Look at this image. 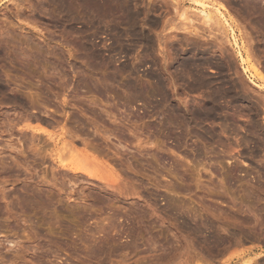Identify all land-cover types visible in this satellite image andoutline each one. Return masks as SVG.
I'll list each match as a JSON object with an SVG mask.
<instances>
[{
  "label": "rangeland",
  "instance_id": "rangeland-1",
  "mask_svg": "<svg viewBox=\"0 0 264 264\" xmlns=\"http://www.w3.org/2000/svg\"><path fill=\"white\" fill-rule=\"evenodd\" d=\"M199 1L202 4L193 0H0V37L10 34L12 39L11 47L0 40V49L5 50L0 53V264H243L247 259L264 264L263 110L238 112L234 98L223 96L219 105L229 110L219 108L214 119L197 120L188 129L176 120L167 122L173 108L181 112L186 107L203 108L209 91L224 76L231 88L247 83L252 100L261 96L264 89L250 84L243 71L233 35L219 45L222 38L218 37L229 30L219 36L221 24L214 22L215 29L202 22L201 9L203 3L208 5L215 20L220 16L218 7L228 18L232 16L235 36L249 51L244 54L255 65L254 58L261 56L264 65V28L255 23L259 17L264 20V0L257 8L246 7L242 0H234L238 2L233 7L224 0ZM190 18L194 19L191 29ZM194 27L200 28L198 36L186 31ZM66 39L72 43L91 39L86 59L77 42L80 50L68 53ZM194 42L205 43L206 53H188L198 51ZM200 55L209 59L203 68L209 83L195 91L191 86L200 81L182 75V61ZM218 63L226 73H221ZM121 66L130 71L119 72ZM114 71L123 79H103L104 73ZM157 76L163 79L167 95L163 101L161 95L151 96ZM130 80L148 90L138 97L130 94L125 88ZM13 95L22 96L19 104L7 101ZM227 113L231 126L223 132L221 122ZM70 118L84 122L78 123L84 129L75 136L71 135L77 123L73 128ZM208 129L214 138L205 133ZM105 130L118 135L114 132L107 138ZM119 138L128 139L120 144ZM68 149L79 152L77 160L87 156L94 169L113 173L115 182L62 165L58 158L62 153L65 163L73 158ZM204 219L229 231L226 240L209 243L206 235L212 229L197 234L190 228L186 231L188 223L194 226Z\"/></svg>",
  "mask_w": 264,
  "mask_h": 264
},
{
  "label": "bare ground",
  "instance_id": "bare-ground-1",
  "mask_svg": "<svg viewBox=\"0 0 264 264\" xmlns=\"http://www.w3.org/2000/svg\"><path fill=\"white\" fill-rule=\"evenodd\" d=\"M15 1V0H14ZM21 1V0H20ZM42 1V0H41ZM50 2H53V0H49ZM90 2H91V0H89ZM110 1V0H109ZM194 2H199V3H201L199 0H193ZM224 1H226L230 6H235V5H237L236 3L238 2H234V0H224ZM242 1H244V3H246V7H247V5H248V7H250V6H252V7H259V0H242ZM23 2V1H22ZM28 2V1H27ZM36 2V1H35ZM94 2V1H93ZM123 2V1H122ZM164 2V1H163ZM170 2V1H169ZM225 2V4H227ZM33 3V2H32ZM43 3V2H42ZM47 3V2H46ZM67 3V2H66ZM116 3V2H115ZM168 3V2H167ZM171 3V2H170ZM241 2H239V4H240ZM165 4V3H164ZM202 4V3H201ZM16 5H19V4H16ZM34 5V4H33ZM40 5H41V2H40ZM48 5V4H47ZM71 5V3L70 4H68V6H70ZM90 5H91V3H90ZM118 5V4H117ZM116 5V6H117ZM124 5V4H123ZM8 6V5H7ZM20 6V5H19ZM31 6H32V4H31ZM39 6V5H38ZM115 6V5H114ZM118 6H120V5H118ZM169 6V5H168ZM177 6V5H176ZM202 6V5H201ZM37 7V6H36ZM46 7V6H45ZM94 7V6H93ZM121 7V6H120ZM130 7V6H129ZM172 7V6H171ZM229 7V6H228ZM237 7V6H236ZM23 8V7H22ZM28 8V7H27ZM50 8V7H49ZM124 8V7H123ZM126 8V7H125ZM44 9V8H43ZM95 9H97V8H95ZM115 9V8H114ZM119 9V8H118ZM127 9V8H126ZM173 9V8H172ZM218 10H219V12H220V16H218V17H216V20H215V14L213 15V12L208 8V5H206L205 3H203V8L201 9V12H202V15H203V21L202 22H204L205 24H207V25H209V27H210V25H215L214 24V22L216 23V25L217 24H221V25H219V28H220V35L216 32V34H218L219 36H222L221 35V33L222 32H225V31H227V30H229V32H228V35H223L222 37H218V38H222V39H220L221 41H219L218 40V42H221V43H219V45L220 44H222L223 46H224V44L222 43V42H229V41H231L232 40V38H230L229 39V36H232L233 35V37H234V41L232 40V44L233 45H235V46H237V53H239V56H240V60H241V62H242V65H243V71L246 73V74H248V79L250 80V84H254V85H256V86H258V87H260V88H262V89H264V83L262 82V83H260L259 82V79H264V65L262 64V65H260L261 64V61H259L260 59H262L261 58V56H260V58H259V60L258 59H256V58H254L257 62L256 63H258V65H255V64H252L251 63V59H250V57L249 56H246L245 54H244V52H246V53H249V51L247 52V50H248V48H247V50H245V45L243 44V42H239V40L236 38V36H235V31H236V29L237 28H235V26H234V23H233V21L232 22H230V20H232V16L230 17V18H228L227 17V12L225 13L224 11H222L223 9L221 8V7H218L217 8ZM248 9H250V8H248ZM253 9V8H252ZM252 9L250 10V12L252 11ZM69 10H71L70 9V7H69ZM94 10V9H93ZM99 10V9H98ZM130 10V9H129ZM225 10V9H224ZM52 11V10H51ZM72 11V10H71ZM70 11V12H71ZM95 11V10H94ZM67 12H69V11H67ZM74 12V11H73ZM100 12V11H99ZM105 12V11H104ZM248 12V11H247ZM111 13V12H110ZM125 13V12H124ZM185 13V12H184ZM191 13V12H190ZM237 13V12H236ZM253 13V12H252ZM95 14V13H94ZM99 14V13H98ZM98 14H97V16H98ZM103 14V13H102ZM127 14V13H126ZM194 14H196V13H194ZM70 15H71V13H70ZM73 15V14H72ZM219 15V14H218ZM248 15V14H247ZM50 16V15H49ZM51 16H54V15H51ZM102 16V15H101ZM100 16V14H99V17H101ZM128 16V15H127ZM130 16V15H129ZM136 16V15H135ZM200 16V15H199ZM241 17V16H240ZM248 17V16H247ZM259 17V16H258ZM52 18V17H51ZM103 18H105V17H103ZM261 17H259V19H255V23H257V24H259L260 25V27H262V29L264 28V20L263 19H260ZM54 19V18H53ZM76 19V18H75ZM74 19V20H75ZM191 19V18H190ZM189 19V23H190V25L188 24L187 25V27L188 28H190L191 29V27L192 26H194V24H192V22L194 23V19L192 20H190ZM196 19V18H195ZM199 19V18H198ZM63 20V19H62ZM125 20H127V19H125ZM200 20V19H199ZM66 21V20H65ZM238 21H239V19H238ZM241 23V22H240ZM93 24V23H92ZM104 24V23H103ZM132 24V23H131ZM197 24V23H196ZM204 24V25H205ZM256 24V25H257ZM100 25V24H99ZM112 25V24H111ZM134 25V24H133ZM203 25V24H202ZM201 25V26H202ZM206 25V26H207ZM214 26L215 27V29L218 27V26ZM223 25H224V27H223ZM245 25V24H244ZM248 25V24H247ZM221 26V27H220ZM139 27V26H138ZM212 27V26H211ZM213 27V28H214ZM259 27V26H258ZM176 28H177V26H176ZM206 28V27H205ZM204 28V29H205ZM221 28H224L223 30H221ZM241 28H243V27H241ZM244 28H245V26H244ZM87 29V28H86ZM86 29H84V30H86ZM93 29V28H92ZM112 29H114V28H112ZM180 29V28H179ZM187 29V28H186ZM192 29H194L193 31H194V34H193V31H188V30H186L187 32H190L191 34H192V36L194 35V36H198L200 33V28H198V29H196L195 27L194 28H192ZM203 29V28H202ZM209 29V28H208ZM247 29V28H246ZM10 30V29H9ZM83 30V31H84ZM115 30V29H114ZM173 30V29H172ZM183 30H185V29H183ZM199 30V31H198ZM214 30V29H213ZM217 30H219V29H217ZM225 30V31H224ZM245 30V29H244ZM248 30H249V28H248ZM181 31V30H180ZM211 31H212V29H211ZM222 31V32H221ZM254 31V30H253ZM262 31V30H261ZM73 32V31H72ZM80 32V31H79ZM133 32V31H132ZM140 32V31H139ZM145 32V31H144ZM175 32H176V30H175ZM174 32V33H175ZM185 32V31H184ZM244 32V31H243ZM250 32V31H249ZM7 33V32H6ZM89 33V32H88ZM91 33H92V31H91ZM111 33V32H110ZM209 33V32H208ZM212 33V32H211ZM211 33H209L210 35H211ZM214 33V32H213ZM17 34V33H16ZM136 34V33H135ZM134 34V35H135ZM177 34V33H176ZM224 34V33H223ZM226 34V33H225ZM244 34V33H243ZM263 34V33H262ZM1 35H3V34H1ZM7 35V34H6ZM1 36L0 38V40L1 41H3V43L5 44V46L6 47H11V36H10V34H8L7 36ZM72 35V34H71ZM74 35V34H73ZM72 35V36H73ZM91 35V34H90ZM133 35V34H132ZM141 35V34H140ZM171 35V34H170ZM207 35V34H206ZM206 35L205 36H203L204 38L206 37ZM253 35V34H252ZM76 36V35H75ZM96 36V35H95ZM126 36V35H125ZM137 36V35H136ZM169 36V35H168ZM172 36V35H171ZM175 36H177V35H175ZM217 36V35H216ZM215 36V37H216ZM249 36H250V34H249ZM74 37V36H73ZM78 37V36H77ZM150 37V36H149ZM174 37V36H173ZM202 37V38H203ZM13 38V37H12ZM67 38V37H66ZM71 38V37H70ZM166 38V37H165ZM190 38V37H189ZM207 38V37H206ZM210 38V37H209ZM248 38V37H247ZM65 39V38H64ZM76 39V38H75ZM75 39H73V40H75ZM88 39V38H87ZM80 40V39H78V40H75V41H73V43H72V41H70L69 42V40H71V39H69V40H67L66 39V41L65 40H63V41H65V42H67L68 44H69V46H70V48L68 49V53H73L74 54V52H75V50L77 51V50H80V49H77V46L79 45L80 46V48H81V46L83 47L82 48V50L84 49L85 50V53H83V55L81 56L83 59H86V57H87V55H88V53H87V47H88V45L91 43H89V41L91 40ZM213 39V38H212ZM245 39H246V37H245ZM251 40H252V38H250ZM250 39H249V41H250ZM258 39V38H257ZM18 40V39H17ZM62 40V39H61ZM117 40V39H116ZM119 40V39H118ZM190 40V39H189ZM209 40V39H208ZM196 41V40H195ZM200 41H201V39H200ZM210 41V40H209ZM212 41V40H211ZM214 41V40H213ZM17 42V41H16ZM28 42H30V41H28ZM76 42H77V44H76ZM79 42V43H78ZM130 42V41H129ZM167 42V41H166ZM18 43V42H17ZM22 43V42H21ZM115 43V42H114ZM188 43V42H187ZM201 43V44H200ZM256 43V42H255ZM13 44V43H12ZM25 44V43H24ZM29 44H31V43H29ZM28 44V45H29ZM204 44L205 43H203V42H199V43H193V49L194 50H198V51H193V52H188V53H206V48H204ZM211 44V43H210ZM216 44V43H215ZM252 44H253V42H252ZM27 45V46H28ZM35 45V44H34ZM34 45L33 46H31V47H34ZM42 45V44H41ZM93 45V42L91 43V46ZM132 45V44H131ZM250 45V44H249ZM248 45V46H249ZM256 45V44H255ZM13 46H15V45H13ZM18 46V44L16 45V47ZM24 46V45H23ZM39 46V47H38ZM45 46V45H44ZM43 46V47H44ZM91 46L89 47L90 49H91ZM118 46H121V43H120V45H118ZM125 46H127V45H125ZM205 46H208V42H207V44L205 45ZM226 46H227V44H226ZM252 46V45H251ZM250 46V47H251ZM5 47V48H6ZM29 47V46H28ZM38 47V50L40 51V45H37L36 46V48ZM42 47V46H41ZM93 47H95V46H93ZM179 47V46H178ZM187 47V46H186ZM219 47V46H218ZM252 47H254V46H252ZM251 47V48H252ZM20 48V47H19ZM35 48V47H34ZM111 48V47H110ZM109 48V49H110ZM114 48H116L115 46L113 47V49ZM122 48H123V46H122ZM220 48H222V46L220 47ZM231 48V47H230ZM258 48V47H257ZM13 49H14V47H13ZM16 49V48H15ZM127 49V48H126ZM132 49V48H131ZM181 49V48H180ZM188 49V48H187ZM191 49V48H190ZM252 49H254V48H252ZM259 49H260V47H259ZM259 49H258V51H259ZM263 49H264V46H263ZM19 50H21V48L19 49ZM24 50H26V48L24 49ZM32 50L33 49H31V48H29L28 49V51L30 52V54H32L33 52H32ZM36 50V49H35ZM37 50V52H39ZM43 49H41V51H42ZM45 50V49H44ZM52 50V49H51ZM112 50V49H111ZM128 50V49H127ZM170 50H172V49H170ZM169 50V51H170ZM250 50V53H252L255 57H257L256 56V52H255V49H254V51L253 50H251V49H249ZM5 50L4 49H0V53L1 52H4ZM12 51V50H11ZM22 51V50H21ZM27 51V52H28ZM48 51V50H47ZM50 51V50H49ZM92 51V50H91ZM93 51H95V49L93 50ZM225 51V50H224ZM252 51V52H251ZM263 51V50H262ZM26 52V53H27ZM28 52V53H29ZM32 52V53H31ZM54 52V51H53ZM82 52V51H81ZM88 52H90V51H88ZM121 52V51H120ZM171 52V51H170ZM174 52V51H173ZM24 53V52H23ZM27 53V54H28ZM40 53V52H39ZM42 53V52H41ZM45 53V52H44ZM56 53H57V51H56ZM95 53V52H94ZM96 53H101L100 51H96ZM105 53H107V52H105ZM119 53V52H118ZM178 53V52H177ZM223 53V52H222ZM259 53V52H258ZM258 53H257V55H258ZM25 54V53H24ZM29 54V55H30ZM38 54V53H37ZM91 54V53H90ZM169 54V53H168ZM168 54H166V55H168ZM173 54V53H172ZM252 54H251V56H252ZM20 55V54H19ZM28 55V56H29ZM34 55V54H33ZM75 55V54H74ZM80 55V54H79ZM78 55V56H79ZM260 55V54H259ZM262 56H263V53L261 54ZM7 56V55H6ZM32 56V55H31ZM39 57H40V55H38ZM42 56V55H41ZM77 56V57H78ZM191 56H192V54H191ZM205 56V55H204ZM204 56H201L200 55V57H186L187 59L185 60V61H182V70H183V74L182 75H185V76H192V77H195V78H198V84H194V85H192L191 86V88L192 89H195V91L198 89H200L201 90V88H203L204 89V87H207V85H208V83H209V81H208V79L203 75L204 74V72H203V68H204V65H206L207 63H209V59L207 58V57H204ZM253 56V57H254ZM11 57V56H10ZM80 57V58H81ZM92 57H94V56H92ZM91 58V57H90ZM168 58V57H167ZM36 59H37V57H36ZM89 59V58H88ZM113 59V58H112ZM253 59V58H252ZM3 60V59H2ZM170 60H171V58H170ZM264 60V59H263ZM40 61H41V59H40ZM65 61V60H64ZM83 61H85V60H83ZM90 61V60H89ZM98 61V60H97ZM96 61V62H97ZM104 61V60H103ZM110 61H111V59H110ZM113 61V60H112ZM254 61V60H253ZM57 62V61H56ZM77 62V61H76ZM88 62V61H87ZM93 62H95V61H93ZM95 62V63H96ZM181 62V61H180ZM212 62V61H211ZM255 62V61H254ZM262 62H264V61H262ZM81 63V62H80ZM85 63V62H84ZM94 63V64H95ZM103 63V62H102ZM111 63V62H110ZM67 64V63H66ZM88 64V63H87ZM94 64H92L93 65V68H95V70L93 71V72H95L96 71V69H97V67H94L95 65ZM97 64V63H96ZM170 64V63H169ZM180 64V63H179ZM212 64V63H211ZM226 64V63H225ZM64 65V64H63ZM103 65H104V63H103ZM217 65V64H216ZM67 66H68V64H67ZM77 66H78V63H77ZM82 66V65H81ZM81 66L79 67V68H81ZM87 66V65H86ZM107 66V65H106ZM109 66V65H108ZM107 66V67H108ZM210 66V65H209ZM236 66V65H235ZM91 67V66H90ZM122 67V66H121ZM211 68H212V66H210ZM74 68V67H73ZM102 68V67H101ZM173 68V67H172ZM63 69V68H62ZM68 69V68H67ZM75 69V68H74ZM82 69V68H81ZM128 68L126 67V66H123L122 68H119L118 70H119V72H123L124 73V71H126ZM218 69H220L221 70V73H224L225 71H226V68H225V71H224V65H222L221 63L219 64L218 63ZM70 70V69H69ZM91 70H93V69H91ZM90 70V71H91ZM114 70V69H113ZM118 70L116 71V72H118ZM129 70V69H128ZM228 70V69H227ZM83 71V70H82ZM81 71V72H82ZM87 71V70H86ZM130 71V70H129ZM212 71H214V68H212ZM115 72V71H114ZM113 73L112 74V72H108V74H103V79H105V80H108V82H109V80H110V82L111 81H120L119 79H118V75L119 74H121V73H119V74H117V73ZM169 72H171V71H169ZM229 72V71H228ZM238 72V71H237ZM62 73H63V71H62ZM77 73V72H76ZM80 73V72H79ZM83 73H86V72H83ZM111 73V74H110ZM226 73V72H225ZM80 74H82V73H80ZM238 74V73H237ZM3 75V74H2ZM83 75V74H82ZM93 75V74H92ZM99 75V74H98ZM134 75V74H133ZM222 75V74H221ZM225 75V74H224ZM64 76V75H63ZM87 76V75H86ZM94 76V75H93ZM97 76V75H96ZM120 76H122V75H120ZM126 76V75H125ZM151 76H152V74H151ZM156 76V75H155ZM88 77V76H87ZM131 77H132V75H131ZM134 77H135V75H134ZM133 77V78H134ZM176 77V76H175ZM120 78V77H119ZM122 78V77H121ZM120 78V79H121ZM157 78V86L156 87H153V89H152V91H151V96H156V95H161V97H162V101L163 100H165L166 99V94H165V91H164V88H163V79H162V81L160 80L161 78L160 77H156ZM174 78V77H173ZM221 78V77H220ZM1 79V78H0ZM97 79L98 80H100V78H99V76H97ZM123 79V78H122ZM137 79V78H136ZM69 80V79H68ZM83 80H84V78H83ZM132 80V79H131ZM130 80V82L128 81V82H126L125 81V88L126 89H128V92L130 93V94H132V92L133 93H135L134 95L136 96V97H138V96H140V95H142V93H143V91H147L146 89H145V86H144V90H143V88L142 87H140V86H138V84L137 83H135L136 82V80H134L135 82H133V81H131ZM197 80V79H196ZM244 80V79H243ZM2 81V80H1ZM79 81V80H78ZM101 81V80H100ZM103 81V80H102ZM220 81V80H219ZM248 81V80H247ZM93 82V81H92ZM106 82V81H105ZM137 82H139V81H137ZM214 82V81H213ZM243 82V81H242ZM246 82V81H245ZM107 83V82H106ZM113 83V82H112ZM78 84V83H77ZM123 85H124V81H123V83H122ZM140 84V83H139ZM156 84V83H155ZM154 84V85H155ZM228 82H227V80H226V76H224L223 78H221V84L220 85H218V87L216 88V89H211V91H209V94H208V96H207V101H206V103H205V106L203 107V108H201V109H192V108H189V107H186V111H184V112H181V110L179 109V108H173V114H171V115H169V116H171L168 120H170V121H167L169 124H172L173 122H175L174 120H176L177 122V124H178V122L180 123H183L184 125H185V127L187 126V129H188V127L190 128L191 127V125L196 121L197 122V120H199V121H204V120H206V119H209V118H213V117H215L216 116V114H217V111L218 110H220V109H222V110H224V112L226 113L227 112V109L226 108H228V106L227 105H224L223 107H221L222 105H219V102H221L220 101V99L224 96L225 98H226V96H231V97H233L234 99V101H235V103H234V105L233 106H235V108H236V110H238V112H240V111H243L244 110V112H247V113H250V112H255V113H259L261 110H263V112H264V94L262 95L261 93H264V92H259L260 94L259 95H261V96H259V95H257V96H259V98L258 97H255L256 98V100H252V98H251V96L249 95L250 93H248V86L249 85H247V83H245V84H243L242 83V86L241 87H238V86H236L235 84V86L236 87H234V88H231V87H229L228 86ZM252 84V85H253ZM83 85V84H82ZM97 85V84H96ZM107 85V84H106ZM164 85H165V83H164ZM1 86H2V84H1ZM122 86V85H121ZM143 86V85H142ZM148 86V85H147ZM147 86H146V88H147ZM151 86V85H150ZM150 86H149V88H150ZM190 86V85H189ZM213 86V85H212ZM233 86V85H232ZM3 87V86H2ZM99 87V86H98ZM106 87V86H105ZM109 87V86H108ZM115 87V86H114ZM255 87V86H254ZM257 88V87H256ZM4 89V88H3ZM96 89V88H95ZM105 89V88H104ZM109 89H110V87H109ZM109 89H108V91H109ZM120 89H121V87H120ZM101 90H102V88H101ZM130 90V91H129ZM210 90V89H209ZM251 90H253V89H251ZM250 89H249V91H251ZM34 91V90H33ZM35 91H37V90H35ZM121 91H123V90H121ZM132 91V92H131ZM194 91V90H193ZM258 91H260V90H258ZM60 92V91H59ZM114 92V91H113ZM127 92V93H128ZM253 92H255V90H253ZM252 92V93H253ZM32 93V92H31ZM105 93V92H104ZM112 93V92H111ZM123 93V92H122ZM145 93V92H144ZM206 93V92H205ZM37 94V93H36ZM107 94V93H106ZM124 94V93H123ZM253 94H255V93H253ZM35 95V94H34ZM116 95V94H115ZM133 95V94H132ZM143 95H145V94H143ZM207 95V94H206ZM24 96V95H23ZM108 96V95H107ZM122 96V95H121ZM255 96H256V94H255ZM22 97V96H21ZM21 97H20V99H19V97L17 96V97H14V95L13 96H8L6 99H7V101H9V102H13V103H15V101H17V103H18V101H20L21 100ZM26 98H27V96H25ZM34 97V96H33ZM252 97H254V96H252ZM25 98V99H26ZM30 98V97H29ZM28 98V99H29ZM48 99V98H47ZM47 99H46V101H47ZM118 99V98H117ZM131 99V98H130ZM157 99V98H156ZM156 99H155V101H156ZM30 100V99H29ZM34 100H35V98H34ZM33 100V101H34ZM49 100V99H48ZM148 100V99H147ZM40 101V100H39ZM154 101V100H153ZM186 101V100H185ZM184 101V102H185ZM224 101V100H223ZM82 102V101H81ZM120 102V101H119ZM2 103V102H1ZM8 103V102H7ZM26 103V102H25ZM43 103V102H42ZM45 103V102H44ZM49 103V102H48ZM151 103V102H150ZM161 104H162V102H160ZM165 103V102H164ZM16 104V103H15ZM19 104V103H18ZM73 104V103H72ZM116 104V103H115ZM122 104V103H121ZM156 106H157V104L156 103H154ZM159 104V103H158ZM160 104V105H161ZM221 104V103H220ZM225 104H227V103H225ZM229 104V103H228ZM74 105H75V103H74ZM82 105V104H81ZM92 105H93V103H92ZM130 105V104H129ZM172 105V104H171ZM22 106V105H21ZM46 106V105H45ZM76 106V105H75ZM85 106V105H84ZM83 106V107H84ZM127 106H128V104H127ZM162 106V105H161ZM163 106H164V104H163ZM28 107V106H27ZM76 107H78V105L76 106ZM75 107V108H76ZM220 108V109H219ZM233 109V108H232ZM83 110V109H82ZM228 110H229V108H228ZM81 111V110H80ZM86 112H87V110H85ZM93 111V110H92ZM154 111V110H153ZM170 111V110H169ZM91 112V111H90ZM90 112H89V114H90ZM111 112V111H110ZM223 112V113H224ZM85 113V112H84ZM88 113V112H87ZM93 113V112H92ZM132 113V112H131ZM168 113V112H167ZM89 114H87V115H89ZM99 114V113H98ZM236 114H238V113H236ZM241 114H243V113H241ZM231 115V114H230ZM235 115V114H234ZM21 116V115H20ZM89 116H91V115H89ZM136 116H138V115H136ZM36 117V116H35ZM173 117H175V118H173ZM251 117V116H250ZM80 118V117H79ZM112 118V117H111ZM231 118V117H230ZM7 119V118H6ZM56 119V118H55ZM72 118H70V120L69 121H71V125L73 126V128L75 127L74 125H75V123H77V128H76V130H75V132H72V130H71V132L73 133L71 136H75L76 134H77V132H81V131H83V126L81 125V127H79V124L80 123H82V122H79V120L77 119V118H75V119H72ZM92 119H94V118H92ZM214 119V118H213ZM224 121L223 122H221L222 124H221V126H222V128H221V131H222V129L224 130L223 132H225L226 131V129L229 127V122H228V113L227 114H225L224 115ZM4 120V119H3ZM36 120V119H35ZM114 121H115V119H113ZM112 120V121H113ZM222 120V119H221ZM252 120V119H251ZM12 121V120H11ZM84 121V120H83ZM92 121V120H91ZM94 121V120H93ZM96 121V120H95ZM108 121V120H107ZM117 121V120H116ZM166 121V120H165ZM99 122V121H98ZM231 122H232V120H231ZM60 123V122H59ZM79 123V124H78ZM84 123V122H83ZM82 123V124H83ZM95 123V122H94ZM117 123V122H116ZM180 123V124H181ZM9 124V123H8ZM102 124V123H101ZM167 124V123H166ZM176 124V125H177ZM51 125V124H50ZM96 125V124H95ZM98 125V124H97ZM182 125V124H181ZM106 126V125H105ZM170 125H168V127H169ZM231 126V125H230ZM99 127V126H98ZM97 127V129L96 130H100L99 128ZM164 127V126H163ZM167 127V129L169 130V128ZM182 127V126H181ZM236 127V126H235ZM242 127V126H241ZM65 127L63 126V129H64ZM67 128V127H66ZM87 128V127H86ZM230 128V127H229ZM255 128V127H254ZM69 129V128H68ZM233 129V128H232ZM235 129V128H234ZM86 130H88V129H86ZM101 130H103V129H101ZM176 130V129H175ZM209 130V129H208ZM89 131V130H88ZM87 131V132H88ZM190 131V130H189ZM215 131V130H214ZM229 131V130H228ZM227 131V132H228ZM248 131V130H247ZM249 131H251L252 132V130H250V128H249ZM65 132H67L66 131V129H65ZM85 132V131H84ZM98 132V131H97ZM102 131H100V133H101ZM115 132V131H114ZM114 132H112V133H110L111 135L114 133ZM168 132V131H167ZM174 132V130L171 128L170 130H169V133L170 134H174L173 133ZM198 132V131H197ZM205 132V131H204ZM227 132H226V134H227ZM235 132V131H234ZM250 132V133H251ZM88 133H90V132H88ZM87 133V134H88ZM99 133V132H98ZM107 133H109V131L108 130H105L104 131V135H106V137L107 138H109V136L110 137H112L110 134H107ZM116 134H117V132H115ZM205 133H207L210 137L211 136H213L214 134V132H213V130H212V132H211V130H209L208 132H205ZM232 133V132H231ZM238 133V132H237ZM252 133H254V131L252 132ZM71 134V133H70ZM115 134V135H116ZM122 134V133H121ZM204 134V133H203ZM224 134V133H223ZM236 134V133H235ZM239 134V133H238ZM50 135V134H49ZM83 135V134H82ZM103 135V134H102ZM118 135V134H117ZM137 135V134H136ZM135 135V136H136ZM193 135H195V134H193ZM197 135V134H196ZM199 135V134H198ZM218 135H219V133H218ZM228 135V134H227ZM256 135V134H255ZM68 136H69V133H68ZM121 136V135H120ZM125 136V135H124ZM173 136V135H172ZM205 136V135H204ZM203 136V137H204ZM209 136H207V137H209ZM223 136V135H222ZM229 136V135H228ZM228 136H226L227 138H228ZM233 136V135H232ZM77 137V136H76ZM76 137H74V138H76ZM81 137V136H80ZM79 137V138H80ZM115 137H117V136H115ZM122 137V136H121ZM130 137V136H129ZM140 137V136H139ZM195 137V136H194ZM261 137H263V136H261ZM260 137V138H261ZM78 138V137H77ZM124 138V137H123ZM205 138H206V136H205ZM211 138H214V136L213 137H211ZM210 138V139H211ZM215 138H217V137H215ZM220 139H221V137H219ZM81 139V138H80ZM118 139V138H117ZM126 139H128V138H126ZM126 139H124L125 140V142H126ZM131 139V138H130ZM178 139V138H177ZM207 139V138H206ZM205 139V140H206ZM229 139V138H228ZM251 139V138H250ZM106 140V139H105ZM124 140H122L121 141V138H119V142H120V144H121V142L123 143V141ZM204 140V139H203ZM212 140V139H211ZM83 141V140H82ZM136 141V140H135ZM219 141H223V139H221V140H219ZM248 141V140H247ZM86 142V141H85ZM212 142V141H211ZM145 143V142H144ZM67 144V143H66ZM65 144V145H66ZM134 144V143H133ZM222 144V143H221ZM88 145V144H87ZM109 145V144H108ZM124 145V144H123ZM143 145V144H142ZM141 145V146H142ZM260 145V144H259ZM67 146V145H66ZM69 146V145H68ZM122 146V145H121ZM139 146V145H138ZM144 146V145H143ZM212 146V145H211ZM70 147V146H69ZM145 147V146H144ZM179 147V146H178ZM225 147V146H224ZM66 150H67V147H64ZM94 148V147H93ZM141 148V147H140ZM196 148V147H195ZM74 149V148H73ZM117 149V148H116ZM199 149H200V147H199ZM229 149V148H228ZM232 149V148H231ZM235 148H233V150H234ZM120 150V149H119ZM141 150V149H140ZM196 150V149H195ZM215 150V149H214ZM73 150H71V149H68V152H70V154L72 155V160H70L69 161V163H65L64 161H65V159H63V156H64V153H62L61 155H59V157L58 158H60L61 160H60V162L62 163V165H66L67 167H70L72 170H74V171H77V172H79V171H82V172H85V173H87V174H89L90 176H95V177H98V178H100V179H103V180H106V181H108V182H115L114 181V177H113V173L112 174H105L106 172H107V170H106V172L105 173H102L99 169H94L92 166H90L89 164H91V162L88 164V159H89V157H87V156H83V158L82 159H79V160H77V158H75V155H78V153L77 154H73V152H72ZM74 151H76V150H74ZM227 151H229V150H227ZM201 152H203V151H201ZM66 153H67V151H66ZM200 153V152H199ZM206 153V152H205ZM256 154V153H255ZM254 154V155H255ZM220 155V154H219ZM218 155V156H219ZM226 155V154H225ZM78 156H80V154L78 155ZM66 157H68V156H66ZM198 159V158H197ZM90 160H91V158H90ZM201 160V159H200ZM205 160V159H204ZM211 160V159H210ZM213 161V160H212ZM217 161V160H216ZM200 162H203V161H200ZM92 165V164H91ZM100 165V164H99ZM236 167V166H235ZM214 168V167H213ZM70 170V169H69ZM238 170V169H237ZM66 171H67V169H66ZM224 172V171H223ZM220 173V172H219ZM247 174V173H246ZM114 179H113V178ZM81 178V177H80ZM78 180H80V179H78ZM107 184V183H106ZM111 185V184H110ZM107 186V185H106ZM108 187V186H107ZM4 194V193H3ZM36 201V200H35ZM25 202H26V200H25ZM24 202V203H25ZM28 202V201H27ZM28 205H30L31 206V204H28ZM34 207V206H33ZM35 208V207H34ZM192 215V214H191ZM194 216V215H193ZM192 216V217H193ZM190 217V216H189ZM195 218V217H194ZM187 219H188V217H187ZM192 219V218H191ZM207 220V219H206ZM205 219L203 220L204 221V223H198V221H197V223H196V221H195V225L193 226V224L192 225H186L185 227H186V231L188 230V228H190V230H192L195 234H197V233H202V231H203V229L205 228V230L206 229H212L211 230V233L210 234H208V235H206V240L209 242V243H212V244H217V243H220V242H222L223 241V239H225L226 240V238H224V236H225V233L227 232H229V231H226V232H223V230L224 229H222L221 230V226H215V225H218L219 223H210V222H212V221H210V222H207ZM203 221H201V222H203ZM206 221V222H205ZM209 221V220H208ZM215 221V220H214ZM242 221V220H241ZM217 222V221H216ZM192 223V222H191ZM237 223V222H236ZM245 222L243 221L242 222V224H244ZM1 224V223H0ZM221 224V223H220ZM237 224H239V223H237ZM193 226V227H192ZM214 227H217L218 229L215 231L214 229ZM238 227V226H237ZM236 227V228H237ZM241 227V226H240ZM222 228H223V226H222ZM226 229V228H225ZM189 230V231H190ZM227 230V229H226ZM225 231V230H224ZM205 232V231H204ZM193 233V234H194ZM237 233V232H236ZM190 234V233H189ZM231 234V233H230ZM228 235V234H227ZM203 238V237H202ZM205 238V237H204ZM231 238V237H230ZM204 240V239H203ZM205 240V241H206ZM228 240V239H227ZM193 241V240H192ZM105 242V241H104ZM207 243V242H206ZM104 244V243H103ZM212 246V245H211ZM215 246V245H214ZM199 247V246H198ZM254 259V258H253ZM253 259H252V262H253ZM243 264H251V262H249V259H247V260H245L244 262H242Z\"/></svg>",
  "mask_w": 264,
  "mask_h": 264
}]
</instances>
